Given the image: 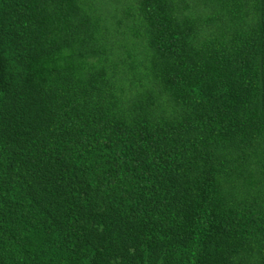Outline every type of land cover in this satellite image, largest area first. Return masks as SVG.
<instances>
[{
    "label": "trees",
    "instance_id": "1",
    "mask_svg": "<svg viewBox=\"0 0 264 264\" xmlns=\"http://www.w3.org/2000/svg\"><path fill=\"white\" fill-rule=\"evenodd\" d=\"M0 264H264V0H0Z\"/></svg>",
    "mask_w": 264,
    "mask_h": 264
}]
</instances>
